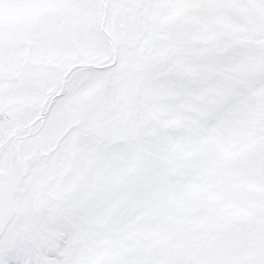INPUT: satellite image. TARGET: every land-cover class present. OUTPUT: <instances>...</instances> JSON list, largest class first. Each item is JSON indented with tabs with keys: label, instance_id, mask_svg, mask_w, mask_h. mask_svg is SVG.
Masks as SVG:
<instances>
[{
	"label": "snow or ice",
	"instance_id": "obj_1",
	"mask_svg": "<svg viewBox=\"0 0 264 264\" xmlns=\"http://www.w3.org/2000/svg\"><path fill=\"white\" fill-rule=\"evenodd\" d=\"M0 264H264V0H0Z\"/></svg>",
	"mask_w": 264,
	"mask_h": 264
}]
</instances>
